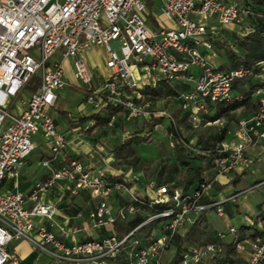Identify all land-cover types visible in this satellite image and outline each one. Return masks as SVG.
Instances as JSON below:
<instances>
[{"label":"built area","instance_id":"2783aa9c","mask_svg":"<svg viewBox=\"0 0 264 264\" xmlns=\"http://www.w3.org/2000/svg\"><path fill=\"white\" fill-rule=\"evenodd\" d=\"M248 15L235 0H154L152 10L143 0H0V264H22L8 247L15 238L27 240L57 263L108 264L120 257L124 264H164V254L174 239L202 212L214 208L217 215H223L222 203L228 198L212 200L207 197L209 190L219 177L246 167L248 150L258 140L264 141V61L256 68L224 72L219 69L215 45L222 30H232L240 38L248 35L252 31L246 23ZM95 48L105 51V72L98 75L101 81L96 87L85 59ZM66 61L71 62L75 80L85 87L84 104L91 115L108 107L120 110L111 117L110 127L119 115L128 121L163 118L167 126L175 125V110L180 116L187 114L188 122L196 127L210 114V107L231 100L235 81L252 77L261 86L252 94V115L239 118L231 140L216 145L213 174L195 191L183 193L150 182V194L140 196L127 185L131 178L111 184L107 180L113 175L105 168L69 159L57 168L45 160L48 177L34 182L27 194L2 192L6 181L18 182L20 168L36 148L34 137L47 141L53 161L67 149L51 114L58 91L66 84ZM36 77L35 91L20 101ZM161 82L185 89L167 99L145 100L142 91ZM153 104H161L162 109L154 111ZM93 123L89 121L90 126ZM167 137L173 148L171 136ZM58 183L71 195L89 193L95 201L87 213L93 227L114 223L124 211L138 212L137 205L146 204L142 198L148 199L149 209L140 210L144 220L122 235L112 232L79 240L69 230L58 235L50 228L57 206L42 200ZM123 196L128 205L123 208L118 202L113 212L110 200ZM156 205L165 207L157 210ZM36 216L49 224H35ZM245 219L254 223L252 218ZM144 224H154L148 242L134 233ZM255 225L260 234L236 245L237 253L247 251L246 264H264V217ZM236 230L228 226V233ZM220 251L218 243L196 244L187 247L180 264H202Z\"/></svg>","mask_w":264,"mask_h":264},{"label":"crops","instance_id":"0c3cea01","mask_svg":"<svg viewBox=\"0 0 264 264\" xmlns=\"http://www.w3.org/2000/svg\"><path fill=\"white\" fill-rule=\"evenodd\" d=\"M223 31L224 30L220 31V36H222L221 39L223 41H226L228 44H230L232 41L231 34L228 32L227 34H223L222 33ZM93 51L85 55V59L89 67L90 64L88 61L93 56ZM64 66H65L64 78L66 84L62 89L58 91L56 104L52 109L51 114L54 120L56 130L59 133L63 134L66 138V141L68 143L67 149L63 152L62 155H60L57 158L56 161H53L50 156V150L47 141H45L41 136H40V142L34 139V142L36 143V148L34 152L26 159L24 165L20 168L18 182L14 184L11 181H6L3 187L1 188L2 192L20 191L24 194H27L30 191L34 182L44 180L45 178L48 177V170L43 166V162L45 160H50L51 166L57 168L59 162H61L62 160L76 159L81 161L82 158H80V156H85V157L90 156L91 152H96V151H98L100 155L101 153L107 154L106 150L102 146H100L99 144H94L93 142H89L88 135L95 130V129L90 130L91 126L89 125L90 120L88 118L91 116V109L84 104L85 95H83L81 99H77L73 95H71L72 94V92L70 91L71 87L81 88V89L82 87L75 84L76 80L73 76V69L71 62L66 61ZM90 69L94 73L93 86L96 87L100 84L101 81L98 75L100 73L103 74L105 72L104 66L99 67L94 65L93 67L91 66ZM67 74H71L73 80L75 81L74 84L68 83ZM253 82L255 83L259 82V80L253 78ZM67 86H70L69 89L66 90V92H63V90ZM62 98H66L65 105L63 106V108L61 106ZM69 99H71L74 102V110L72 113H69L70 108L68 107H70L71 105V103L67 101ZM252 100L255 103V99L253 96H252ZM254 109H255L254 107L238 109L237 111H242L239 118L250 117ZM83 118H87V120L82 121L81 119ZM73 119L75 121H73ZM218 120H222V118ZM232 132L226 134L223 140H227V141L231 140ZM165 135L167 136V133ZM247 158L249 163L246 167H244L240 171L230 174L229 176L219 177L218 182L215 183L208 192L207 197L212 198V200H223L225 198H228V200L222 203V207L224 210L223 215L222 216L218 215L219 217L222 218V220L224 221L227 227L231 225L236 227V225L234 224V221H237L236 219H238V223H239V225L236 227L238 229L240 225L247 223L245 219L247 217L252 219L254 217H257V221L262 217H264V204H261L257 200H253L250 203H248L247 201H243L241 203V200L237 198V196H235L236 194L239 193L237 187L240 184L247 185L246 189L255 186V188H257V191L260 190L262 195H264V141L258 140L257 142H255L252 145V147L248 150ZM115 160L116 159L113 153L110 152L107 158H102L103 167L101 168H105L107 172L112 174L113 176L123 175L120 171H117V169L113 168V164L115 163ZM82 163L86 167H93L91 162L87 164L84 162ZM212 174H213V170L205 172L204 176L206 180H209ZM123 177L128 178V176L125 175H123ZM134 178L137 179L136 176H134ZM130 183L133 184L131 185L133 190H135V192H137L140 196L147 197L150 194V192L147 190V185L144 186L143 184L140 185L138 183L135 184L132 181ZM71 198L74 199L79 198L82 202L79 201L80 203L78 202L74 203L73 201H71ZM119 198H125V197L123 196ZM42 200L45 202L54 203L57 206V212L54 216V222L50 226V228L54 233L58 235H61V230H69L70 232L74 233L75 238L79 240V239L91 238V237L97 238L115 232L113 228V223L112 224L107 223L103 226H97V227L92 226L91 221L87 217V213L89 210L94 208L95 201L90 197L89 193L86 191H80L77 195H71L68 191H66L63 184L58 183L53 189L47 191L45 194L42 195ZM118 200L119 199L110 200V206L112 207L113 212L115 211L117 203L119 202ZM236 206H239V209L236 208ZM206 212L207 210L202 213H204L205 215ZM78 213H81V215L77 216ZM205 218L208 223V219L206 216ZM34 222L35 224H41V223L47 225L49 224L44 218L38 216L34 218ZM107 225H111V226L107 228ZM255 226L258 228L257 225ZM188 229L189 226L185 230H183L178 236L182 237ZM213 231H214L213 235L207 233L208 231L201 232L199 236L197 235L198 237H196V239L199 240V242H195L196 239H194L193 242L187 244V247H191L196 244H204L211 242L213 243V238H215L218 233H224L223 230H219L218 228H214ZM233 235L234 234L231 233H228V235L224 233L223 236L219 238V240L228 241L232 238ZM12 241L9 243L8 247L12 252H14L20 257L22 264H58L55 263V261L50 257H48L47 255L40 253L38 250H36L33 247V245L27 240L21 239L16 242L13 241L14 243ZM11 243L13 244V246L10 245ZM174 250L175 248L172 249L169 255H167L166 259L164 260L165 262L164 264H169V261L171 260ZM246 258H247V251H243L240 253L236 252V258H235L236 260L231 264H246ZM59 264H64V263H59ZM108 264H121V263H119L117 260H112L109 261Z\"/></svg>","mask_w":264,"mask_h":264},{"label":"trees","instance_id":"16d2710c","mask_svg":"<svg viewBox=\"0 0 264 264\" xmlns=\"http://www.w3.org/2000/svg\"><path fill=\"white\" fill-rule=\"evenodd\" d=\"M237 4L249 12L246 19L247 26L252 29V31L243 38L235 37L232 39V46L237 47L240 52L238 54L234 53L229 48H226L224 53V60L219 57L220 70L228 72L230 70L238 68L252 69L256 68V64L264 61V0H235ZM220 46V42H215V45ZM218 56H220V48L216 47ZM257 71V69H256ZM35 79V78H34ZM34 79L28 84V86L34 81ZM37 87L38 81H35ZM261 86L259 82H253L252 77H245L241 80H237L233 83L232 98L228 102L217 104L216 106L210 107V114L204 116L200 124L206 122H213L220 118L227 117L231 113L237 111L241 108H255V103L252 100V94L257 87ZM185 88L178 86H170L167 83H159L155 88H145L142 91V95L145 100L156 101L158 99H167L169 97L177 96ZM119 109L112 107L106 108L104 111L91 115L88 119L93 120L94 123L90 130L96 128L108 127V123L112 116L118 115ZM176 123L175 125H168L166 127V133L171 136L170 140L174 142V147L172 148L175 155V163L166 170V168L160 167L156 172L157 186H170L171 188H178L183 193L192 192L199 188L205 178V172L214 169L213 161L218 156L216 145L221 142L226 133L227 128H222L219 132L209 136V138H198L193 145L190 144L189 138L183 137L181 134V128H191V124L188 122L187 114L180 116L179 110H175L172 113ZM82 121L87 120V118L81 119ZM118 118L114 124L118 122ZM163 118H150L144 123V127L140 129L149 128L152 131L154 126L162 123ZM151 137L149 135H137L126 139L124 142L116 146L113 151L115 153V158H120L124 160H132V165L136 166L140 162V157L135 153L132 145L138 143H151ZM197 163L199 166L193 168L191 163ZM184 167L186 170L182 176L174 181V175L179 172V168ZM109 183H122L123 175L109 176ZM128 186L133 185L128 183ZM221 189V188H220ZM219 189V190H220ZM218 190V191H219ZM146 204L143 206H138L139 211L129 215L125 211L119 214L113 223V228L115 232L119 235L128 233L133 230L137 225H139L143 220L144 216L140 210H148L147 205L148 199L142 198ZM123 208H126L129 201L125 198H119L118 200ZM202 201H209L208 199H202ZM164 205H156L154 208L160 210L164 208ZM263 218V217H262ZM254 223L251 225L249 223L242 224L238 227L235 234L228 241L219 240L220 236L218 233L215 238H213L214 243H218L221 246V251L216 253L211 258L204 261L202 264H231L236 259V245L238 242L245 239L254 238L260 234V231L255 226L257 222V217L253 218ZM154 224H144L134 231L144 242H148L152 237V227ZM209 225L205 218L204 213H201L199 217L195 220L193 224L189 226L186 233L180 237H176L173 241L175 246L174 253L169 261V264H180L183 253L187 250V244L194 241V236L199 235L201 232H206L213 235L214 231L208 230ZM205 244V243H204ZM119 263L124 264V261L118 257Z\"/></svg>","mask_w":264,"mask_h":264},{"label":"rangeland","instance_id":"374dc122","mask_svg":"<svg viewBox=\"0 0 264 264\" xmlns=\"http://www.w3.org/2000/svg\"><path fill=\"white\" fill-rule=\"evenodd\" d=\"M143 1L146 3L147 7L150 10H152L154 0H143ZM227 32L231 34L232 39L235 37H239L235 32H232L229 29L224 30L222 33L227 34ZM218 42H220V46H218L217 44L216 47L220 48L219 57L222 60H224V53L226 51V48H229L235 54L236 53L238 54V52H240V50L237 47L232 46L233 44L232 41L230 44H228L226 41H223V40L218 41ZM230 45L232 46L233 49L230 47ZM104 60H105V51L102 48H95L93 51V56L89 59L88 62L90 64V67L91 66L93 67L94 65L103 67ZM36 80L38 81L37 77L34 79V81L29 86H27V88L23 92V95L19 97L20 101H25L27 97L33 91H35L36 89L35 81ZM67 80H68V83H73V84L75 83L71 74H67ZM75 84L82 87V89L71 87L70 88V91L72 92L71 95H73L77 99H81V97L85 95V87L81 85V83H79L78 81H76ZM69 87L70 86H67L63 90V92H66V90H68ZM65 100L66 98H62L61 100L62 108L65 105ZM67 101L71 103L70 107L68 108H70L69 113H72L74 110V102L71 99ZM152 109L154 111L158 109H162V105L153 104ZM241 113L242 111L233 112L227 117H223L222 120H216L213 122L199 124L196 127L191 126V128H188V129L185 127H182L180 131L183 137L189 138L190 144L193 145L194 142L198 138L200 137H203L205 139L209 138V136H212L213 134L219 132L222 128H225V127L227 128L226 134H228L229 132H232L235 129L236 123ZM150 117L142 118L136 121H128L123 117V115H119L117 117L119 120L116 124H113L111 127L96 128L92 133L88 135L89 142H93L94 144H99L100 146H102L106 150V153L108 155L110 154V152L115 155L114 151L112 150L128 138H131L137 135H140V136H143L145 134L149 135L152 140L151 143H148V144L138 143V144L132 145L133 150L140 157V162L136 166L132 165V160H124L120 158L119 159L115 158L116 160H115V163L113 164V168L117 169V171H120L123 175L128 176V178H131L133 183L135 184L138 183L139 185L143 184L144 186L150 182L156 183L157 181L156 172L158 171V169L163 166L166 168V170L170 168L175 163V155H176L175 151L172 148H170L169 139L165 135L166 127H167V122L165 120L162 123L154 126L152 131H149V128L143 129L144 131L140 130L144 127V123L147 120H149ZM34 139L40 142V136L34 137ZM107 154L101 153L100 155L99 152L96 151V152H91L90 156H86V157L80 156V158H82L81 161L86 164L91 162L93 167L101 168L103 167L102 158H107L108 157ZM191 166L193 168H197L199 165L193 162L191 163ZM185 170L186 168L180 167L179 172L176 175H174V181H177L182 176ZM134 176H136L137 179H135ZM246 187L247 185L245 184H240L237 187V190L239 193L236 194L235 196H237V198L241 200V203L243 201H247L248 203H250L253 200H257L261 204H264V195H262L260 190L257 191V188H255V186L249 189H246ZM71 201H73L74 203L75 202L80 203L79 201L81 200L79 198H76V199L71 198ZM236 208L239 209V206H236ZM205 216L208 219V225H209L208 229L210 232L213 231L214 228H218L219 230H223L224 233L228 235L227 233L228 227L225 225L222 218L216 214L215 209L212 208V209L207 210V212L205 213ZM236 220L237 221H234V224L237 227L239 223H238V219ZM110 226L111 225H107V228H109ZM154 235H159V231L154 230ZM198 236L195 235L194 239H196V237ZM18 240H21V238H15L13 241L16 242ZM195 242H199V240L196 239ZM10 245L13 246L12 243ZM174 248L175 247L173 245L169 248L170 250L168 249L165 252L166 255H164V260ZM55 263L57 262L55 261Z\"/></svg>","mask_w":264,"mask_h":264}]
</instances>
